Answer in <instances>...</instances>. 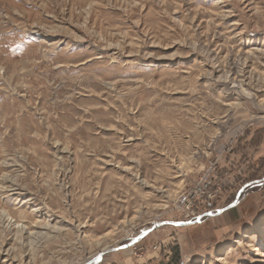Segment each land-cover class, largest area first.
<instances>
[{"label": "rangeland", "instance_id": "374dc122", "mask_svg": "<svg viewBox=\"0 0 264 264\" xmlns=\"http://www.w3.org/2000/svg\"><path fill=\"white\" fill-rule=\"evenodd\" d=\"M116 247L264 264V0H0V264Z\"/></svg>", "mask_w": 264, "mask_h": 264}, {"label": "water", "instance_id": "95a60500", "mask_svg": "<svg viewBox=\"0 0 264 264\" xmlns=\"http://www.w3.org/2000/svg\"><path fill=\"white\" fill-rule=\"evenodd\" d=\"M243 190V189H242ZM241 190V191H242ZM241 191H239L238 195L241 193ZM237 195V196H238ZM224 209L222 210H218L217 212L213 213V214H210V213H205L203 214L204 216H213V215H216V214H219L223 211ZM203 215H197V218H195V220H190V221H170V220H166V221H162V222H158L156 224H154L153 226H151V228H147V229H144L142 230L139 234L136 235V238H134L130 243L128 244H134L136 243V241L142 237H144L145 235H147V233H149L151 230L155 229L156 227H159V226H165L166 224H169V225H173V226H179V227H182V225H188V224H196L197 222L201 221V217ZM127 244V245H128ZM127 245H122L121 247H124V246H127ZM119 247H116V248H110V249H106L105 251H100L98 252V254L94 255L93 257H91L88 261L84 262L83 264H95V263H99L103 256L105 255V252H110V251H115L116 249H118Z\"/></svg>", "mask_w": 264, "mask_h": 264}, {"label": "crops", "instance_id": "0c3cea01", "mask_svg": "<svg viewBox=\"0 0 264 264\" xmlns=\"http://www.w3.org/2000/svg\"><path fill=\"white\" fill-rule=\"evenodd\" d=\"M258 183V182H257ZM246 184H249V182L248 183H245V185ZM258 186V185H257ZM242 188V187H241ZM240 188V189H241ZM240 189H238L237 191V193L235 194V197L234 198H232L231 199V201H230V203H228V205L225 207V208H223V209H227V210H230V209H232V208H235L236 206H237V201L236 202H234L233 204H231L232 203V201H234V200H236L237 199V195H238V193H239V190ZM222 213V212H221ZM220 213V214H221ZM217 215H219V214H217ZM192 225V224H191ZM146 237V236H145ZM126 246H124V247H120V248H125Z\"/></svg>", "mask_w": 264, "mask_h": 264}, {"label": "built area", "instance_id": "2783aa9c", "mask_svg": "<svg viewBox=\"0 0 264 264\" xmlns=\"http://www.w3.org/2000/svg\"><path fill=\"white\" fill-rule=\"evenodd\" d=\"M195 217H197V215H195V214H193L192 215V218H188V220H192V219H194ZM186 219V218H185ZM132 245V244H131Z\"/></svg>", "mask_w": 264, "mask_h": 264}, {"label": "bare ground", "instance_id": "6f19581e", "mask_svg": "<svg viewBox=\"0 0 264 264\" xmlns=\"http://www.w3.org/2000/svg\"><path fill=\"white\" fill-rule=\"evenodd\" d=\"M244 188H245V187H244ZM244 188L242 187L243 190H244ZM243 190H242V191H243ZM242 191H241V192H242ZM232 204H233V203H232ZM196 218H197V217H196Z\"/></svg>", "mask_w": 264, "mask_h": 264}]
</instances>
